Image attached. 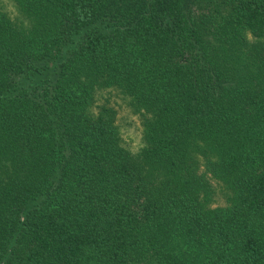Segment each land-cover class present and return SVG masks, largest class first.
<instances>
[{"label": "trees", "instance_id": "trees-1", "mask_svg": "<svg viewBox=\"0 0 264 264\" xmlns=\"http://www.w3.org/2000/svg\"><path fill=\"white\" fill-rule=\"evenodd\" d=\"M8 1L0 264H264V0Z\"/></svg>", "mask_w": 264, "mask_h": 264}, {"label": "rangeland", "instance_id": "rangeland-1", "mask_svg": "<svg viewBox=\"0 0 264 264\" xmlns=\"http://www.w3.org/2000/svg\"><path fill=\"white\" fill-rule=\"evenodd\" d=\"M0 5L4 7V10L12 14L14 17L16 15V12L14 11L12 4L8 0H0ZM103 98H111L113 100L115 97H113L114 94H110L107 92H104L101 94ZM115 96V95H114ZM118 98V97H116ZM119 101L118 99H116ZM118 125L121 127L122 136L124 139V144L129 147L128 149L135 153L139 150L141 146L140 141V125L139 121L136 118V116H132L129 111H124L120 117H118Z\"/></svg>", "mask_w": 264, "mask_h": 264}]
</instances>
